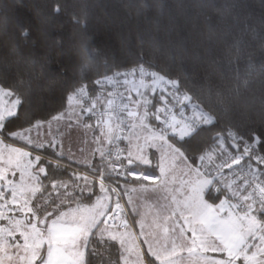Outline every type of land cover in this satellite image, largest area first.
Instances as JSON below:
<instances>
[{
    "label": "snow or ice",
    "instance_id": "obj_1",
    "mask_svg": "<svg viewBox=\"0 0 264 264\" xmlns=\"http://www.w3.org/2000/svg\"><path fill=\"white\" fill-rule=\"evenodd\" d=\"M260 7L264 25V0ZM63 10L57 3L52 15ZM37 16L46 40L47 18ZM72 20L86 27L87 12ZM174 30L166 29V42L153 37L152 46L186 70V42L171 39ZM233 48L239 58L241 41ZM12 52L17 63L25 59ZM97 55L81 43L85 66ZM251 78V71L237 75L226 91L208 85L214 103L202 106L179 78L141 56L91 81V89L78 84L63 110L34 119L25 82L0 74V264H92L88 257L101 248L109 254L102 264H178L184 252L186 264H264V91L251 101L259 105L258 128L240 111ZM157 94L161 106L153 103ZM70 129L81 130L79 154L89 156L83 172L64 179L56 175L61 162L78 161L71 149L66 157L57 134ZM133 193L150 201L146 214Z\"/></svg>",
    "mask_w": 264,
    "mask_h": 264
},
{
    "label": "trees",
    "instance_id": "obj_2",
    "mask_svg": "<svg viewBox=\"0 0 264 264\" xmlns=\"http://www.w3.org/2000/svg\"><path fill=\"white\" fill-rule=\"evenodd\" d=\"M57 3L64 10L52 15ZM236 3L246 6L231 7ZM260 4L261 0H0V74H5L9 81L25 82L21 90L31 99L29 116L44 119L63 110L68 90L82 82H89L91 89V81L105 73L110 75L116 66L131 67L141 56L179 78L202 106L214 103L208 85L213 91H226L236 85L237 75L243 79L251 71L240 111L246 112L258 128L259 105L251 101L264 91V25L260 22ZM82 11L87 12L86 27L72 20L73 15L80 16ZM37 13L40 18H47L46 40L41 39ZM172 24L176 30L170 38L186 42V70L179 62L172 64L162 57L152 46L153 37L167 41L166 29ZM19 25L28 30L26 37ZM56 40L61 41L59 46L54 43ZM237 40L241 41L239 58L233 48ZM84 41L98 53L95 62L88 66L80 57ZM13 47L25 58L19 63ZM155 99H159L158 94L153 103ZM19 123L12 125L14 130ZM51 152L49 149L48 158ZM40 153L44 154V150ZM61 164L56 175L64 179L74 171L85 170L84 165L66 159ZM98 253L88 257L92 264L109 259L102 248ZM117 258L118 252L112 250L111 259Z\"/></svg>",
    "mask_w": 264,
    "mask_h": 264
},
{
    "label": "crops",
    "instance_id": "obj_3",
    "mask_svg": "<svg viewBox=\"0 0 264 264\" xmlns=\"http://www.w3.org/2000/svg\"><path fill=\"white\" fill-rule=\"evenodd\" d=\"M123 91H124V87H123ZM156 101L159 99H155ZM155 101V103H156ZM159 105L157 106H161L162 102L159 100L158 101ZM53 133L56 132V126L53 125L52 128ZM63 131V135H59L57 134V139H63V144H64V149H65V155L66 157L68 156V150L71 149V154L74 157V159L76 161H78V163H75L77 165H84L85 164V159L89 156L88 152L85 151V156L81 157L79 154V148L80 147H85V145L81 144V130H76V129H70V130H62ZM69 132H71V135H69ZM88 139L91 140V134H89ZM21 144L17 143V146H20ZM35 155V153H34ZM67 161L73 162V159H67ZM74 163V162H73ZM154 166V165H153ZM177 175H179V172H177ZM133 199L138 201V208L142 213H147L149 208H150V201L148 200H144L142 197L138 196V194L133 193ZM146 196H151L150 193L144 194ZM124 201L125 203L127 202V197H124ZM137 231H138V226H137ZM186 258H187V253H179L178 256L175 258L177 259L178 264H180L181 261H184L186 264Z\"/></svg>",
    "mask_w": 264,
    "mask_h": 264
},
{
    "label": "built area",
    "instance_id": "obj_4",
    "mask_svg": "<svg viewBox=\"0 0 264 264\" xmlns=\"http://www.w3.org/2000/svg\"><path fill=\"white\" fill-rule=\"evenodd\" d=\"M111 75V74H110ZM119 91L123 92V86H119L118 88ZM94 122V121H93ZM123 146V145H122ZM122 203H124V200L122 199ZM129 220H130V216H129Z\"/></svg>",
    "mask_w": 264,
    "mask_h": 264
}]
</instances>
